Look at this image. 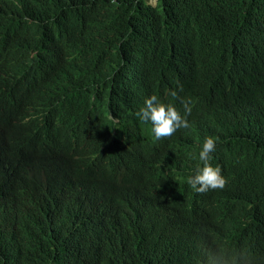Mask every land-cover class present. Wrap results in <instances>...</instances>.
I'll list each match as a JSON object with an SVG mask.
<instances>
[{
  "label": "clouds",
  "instance_id": "obj_1",
  "mask_svg": "<svg viewBox=\"0 0 264 264\" xmlns=\"http://www.w3.org/2000/svg\"><path fill=\"white\" fill-rule=\"evenodd\" d=\"M157 2L149 0L153 6ZM80 24L79 18H73L63 30L50 20L39 19L18 34L0 35V113L5 114L3 120L9 126H0V131L13 136L19 153L31 160L43 194L55 201L62 194L61 178L68 171L62 162L67 155L74 161L82 145L72 120L68 131V125L48 133L38 129L47 116L57 119L63 109L79 104L78 99H66L68 91L64 95L59 91L71 80L73 89L91 94L98 103L102 99L98 110L105 124L96 122L104 130L112 129L123 117L125 126L113 133V140L121 144L120 153L105 148L93 126H88L97 159L60 209L75 214L80 209L113 205L109 218L131 222L133 239L117 233L108 236L95 247L92 264H116L119 257L144 241L152 253L147 264H250L249 254L257 241L233 238L222 229L238 212L239 191L230 186L227 173L213 158L216 152L228 160L252 154L262 133V100L256 77L225 68L217 52L220 36L210 30L203 36L202 49L187 50L181 62L170 61L159 43L137 49L133 55L137 70L128 77L125 89L104 97L105 90L87 73L82 54L67 49L70 39L80 33ZM48 41L54 45L46 50ZM138 73L147 79L150 95L136 113L139 123L129 102L135 99L140 105L134 86ZM39 101L43 105H38ZM15 102L19 109L14 114L6 111ZM33 110L37 114L27 119ZM17 115L25 122L16 123ZM150 130L160 143L144 152ZM205 134L211 136L204 138ZM193 163L197 165L186 183L184 169ZM129 166L133 169L128 185ZM14 169L15 165L3 162L2 193L14 186ZM148 184L147 195L140 196ZM29 189L35 198L33 187ZM138 200L140 206L134 211ZM210 237L214 246L207 248ZM219 243L230 250L223 253ZM14 258L11 264L23 263Z\"/></svg>",
  "mask_w": 264,
  "mask_h": 264
},
{
  "label": "trees",
  "instance_id": "obj_2",
  "mask_svg": "<svg viewBox=\"0 0 264 264\" xmlns=\"http://www.w3.org/2000/svg\"><path fill=\"white\" fill-rule=\"evenodd\" d=\"M73 18L81 20L80 33L70 39L67 49L82 54L87 73L105 90L104 97L125 89V76L135 73L133 55L137 49L159 43L170 61L181 62L187 50L202 49L203 36L210 30L220 36L217 52L225 68L256 77L262 100V133L252 154L228 160L216 152L213 160L241 196L237 214L225 221L222 229L233 238L255 239L257 247L249 254L250 264H264V0H158L156 6L149 0H0V35L18 34L39 19L50 20L65 30ZM2 80L0 74V83ZM72 88L68 80L67 87L60 91L64 95ZM82 95L88 104V117L105 124L98 110L102 99L95 105L91 94ZM36 114L34 110L28 112L27 119ZM67 121L62 126L68 125L69 129L72 124ZM6 126L4 120L2 127ZM5 133L0 131V172L4 161L11 162L15 169L12 189L2 193L0 185V264L13 263L14 255L23 260L20 264H92L95 247L108 236L117 233L133 239L129 220L118 222L107 216L113 205L80 209L75 214L60 210L93 168L98 156L95 149L82 144L72 167L66 159L62 162L68 170L61 178L64 188L58 200L50 201L40 188L31 160L23 157L18 147L12 153ZM209 136L205 134L204 138ZM148 150L144 147V152ZM16 154L23 158L19 164L11 158ZM196 165L184 169L186 183ZM129 168L128 185L133 166ZM149 186L143 187L140 196L147 195ZM135 204L137 211L139 200ZM206 246H214L212 237ZM151 257L148 242L144 241L119 257L116 264H147Z\"/></svg>",
  "mask_w": 264,
  "mask_h": 264
},
{
  "label": "bare ground",
  "instance_id": "obj_3",
  "mask_svg": "<svg viewBox=\"0 0 264 264\" xmlns=\"http://www.w3.org/2000/svg\"><path fill=\"white\" fill-rule=\"evenodd\" d=\"M27 19V18H26ZM89 55V54H88ZM90 56V55H89ZM86 59H88V58H86ZM92 67V66H91ZM126 81H128V76H125V78H124ZM57 87V86H56ZM57 89V88H56ZM59 95H62V93H61V91H59ZM40 102V101H39ZM39 102H37V104H39ZM89 110V109H88ZM99 121V120H98ZM69 123H71V121H69ZM69 129H66L65 131H68ZM127 130V129H126ZM129 130V129H128ZM70 136H72V135H69V137ZM237 198L238 199H240L241 198V196H240V194L237 196ZM199 244H202V243H199ZM220 244V246H221V249H222V252L223 253H226V252H228L230 249L224 244V243H219ZM207 253H209V254H211V255H213V253L212 252H210V251H207Z\"/></svg>",
  "mask_w": 264,
  "mask_h": 264
},
{
  "label": "rangeland",
  "instance_id": "obj_4",
  "mask_svg": "<svg viewBox=\"0 0 264 264\" xmlns=\"http://www.w3.org/2000/svg\"><path fill=\"white\" fill-rule=\"evenodd\" d=\"M151 3L155 4L156 3V0H151Z\"/></svg>",
  "mask_w": 264,
  "mask_h": 264
}]
</instances>
